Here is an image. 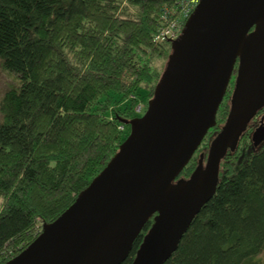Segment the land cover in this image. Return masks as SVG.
Here are the masks:
<instances>
[{
	"label": "trees",
	"instance_id": "16d2710c",
	"mask_svg": "<svg viewBox=\"0 0 264 264\" xmlns=\"http://www.w3.org/2000/svg\"><path fill=\"white\" fill-rule=\"evenodd\" d=\"M180 1L0 0V63L18 81L0 94V264L56 219L118 150L126 120L137 116L141 97H152L171 51L170 41L153 38L162 13ZM236 67L214 126L176 179L188 178L222 127ZM254 117L221 159L213 195L161 264H259L264 136L253 142ZM152 221L119 264L132 262Z\"/></svg>",
	"mask_w": 264,
	"mask_h": 264
},
{
	"label": "water",
	"instance_id": "95a60500",
	"mask_svg": "<svg viewBox=\"0 0 264 264\" xmlns=\"http://www.w3.org/2000/svg\"><path fill=\"white\" fill-rule=\"evenodd\" d=\"M163 73L104 168L4 264H161L213 195L219 164L264 107V0H199L170 41ZM237 63L230 105L188 178L176 179L214 126ZM264 126L252 133L255 144Z\"/></svg>",
	"mask_w": 264,
	"mask_h": 264
},
{
	"label": "built area",
	"instance_id": "2783aa9c",
	"mask_svg": "<svg viewBox=\"0 0 264 264\" xmlns=\"http://www.w3.org/2000/svg\"><path fill=\"white\" fill-rule=\"evenodd\" d=\"M199 0H181L177 9L165 10L162 13L163 25L155 32V41H172L176 39L184 23Z\"/></svg>",
	"mask_w": 264,
	"mask_h": 264
},
{
	"label": "rangeland",
	"instance_id": "374dc122",
	"mask_svg": "<svg viewBox=\"0 0 264 264\" xmlns=\"http://www.w3.org/2000/svg\"><path fill=\"white\" fill-rule=\"evenodd\" d=\"M171 43L169 42L167 45L168 46H171L170 45ZM169 50H171V49H169ZM171 51H168V55H169V53H170ZM168 55H167V57H168ZM154 61V63L156 64V65H159L160 64V61L158 60L157 61V59H154L153 60ZM166 61H167V58H166ZM161 66V65H160ZM14 75L13 74H11V73H8L7 71H5V69L2 67V65H1V63H0V94L4 91V89L5 88H7L9 85H17V83H18V81H17V79H15L14 77H13ZM142 99L140 100V102H139V105H137L136 106V110L138 111L137 113H136V115L137 116H140L143 112H144V110H145V108H146V105H147V101H148V99L145 97V96H143V97H141ZM227 102H229V101H227ZM261 115V114H260ZM260 115H258V116H255L254 117V121L255 122H257L258 121V126H257V128L259 127V117H260ZM256 118V119H255ZM255 129V128H254ZM253 129V130H254ZM253 130H252V133H253ZM129 132V131H128ZM215 136V134L212 136V138ZM206 155H207V152L205 153V155H203V157L205 156V158H206ZM0 206H1V198H0ZM41 230V229H40ZM259 264H264V251L263 252H261V254H260V256H259Z\"/></svg>",
	"mask_w": 264,
	"mask_h": 264
},
{
	"label": "flooded vegetation",
	"instance_id": "af4514ba",
	"mask_svg": "<svg viewBox=\"0 0 264 264\" xmlns=\"http://www.w3.org/2000/svg\"><path fill=\"white\" fill-rule=\"evenodd\" d=\"M260 123H262L264 125V115H260V120H259ZM263 125H260V126H263ZM259 128V127H258Z\"/></svg>",
	"mask_w": 264,
	"mask_h": 264
}]
</instances>
